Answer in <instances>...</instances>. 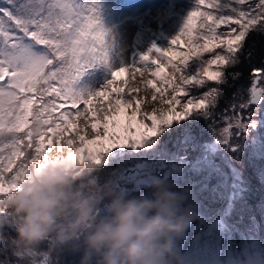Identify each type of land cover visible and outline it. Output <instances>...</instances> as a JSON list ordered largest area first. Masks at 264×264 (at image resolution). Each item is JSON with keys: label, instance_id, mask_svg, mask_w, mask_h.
<instances>
[{"label": "snow or ice", "instance_id": "snow-or-ice-1", "mask_svg": "<svg viewBox=\"0 0 264 264\" xmlns=\"http://www.w3.org/2000/svg\"><path fill=\"white\" fill-rule=\"evenodd\" d=\"M88 11L78 8L77 0H3L0 6V180L5 185L18 184L31 165L49 156L51 140H57L56 147L62 148L66 134L78 138L66 140L72 158L98 162L101 153L128 142L140 144L156 135L162 125L192 112L215 119V109L226 90L241 80V66L252 59L251 35H264V0H196V7L168 48L153 45L138 63L111 71L102 88L87 93L75 89L74 84L85 68L108 63L111 48L105 30L96 23V13L88 15ZM182 38L187 52L172 47ZM158 61L179 74V84L173 83L176 75L169 78L162 74ZM151 68V77L163 81L171 92L143 75L140 82L152 89L153 101L157 94L170 96L164 103L171 107L162 116L155 108L145 113L149 126L144 119H137L145 99L138 98L139 88L128 87L124 98L119 85H129L121 74L132 73L135 82L134 73ZM249 76L248 87L241 84L232 92L233 101L239 97V103L232 102L219 117L217 140L233 151L238 148L233 140L255 126L257 111L248 110L264 105V67H252ZM105 97L114 99V113L101 119L89 105L94 98L103 103ZM133 102L137 110L129 114L126 109ZM175 106L183 111H175ZM108 111L113 112L111 105ZM88 128L95 138H87ZM101 129L103 135L98 134ZM76 143L85 147L73 152ZM16 190L18 187L12 189Z\"/></svg>", "mask_w": 264, "mask_h": 264}, {"label": "trees", "instance_id": "trees-1", "mask_svg": "<svg viewBox=\"0 0 264 264\" xmlns=\"http://www.w3.org/2000/svg\"><path fill=\"white\" fill-rule=\"evenodd\" d=\"M249 45L253 47L252 59L241 66V80L226 90L225 97L215 109V119H207L198 112H192L184 119L162 125L156 135L144 139L140 144L128 142L121 152L113 148V151L103 152L97 163L83 161L72 168L82 171L84 175L83 182H77L80 192L89 191L90 185H97L107 193L117 192V182H120L130 165L140 161L151 162L157 158L167 161L183 159L180 169L156 181L166 183L174 191L184 192L186 206H195L199 213L200 218L193 221L186 234L176 241L184 255L185 264H246L247 260H251L252 264H264V137L257 142V147L254 144L257 140L254 133L264 130V107L248 110L250 113L257 111L254 116L255 126L249 127L250 136L244 139L242 135L233 140L239 149L247 143L241 158L237 157L241 159L239 165L232 159L226 163L228 157L223 159L221 154L225 150L229 151L230 147L217 140L220 113L230 107L232 102L239 103V97L233 101L232 92L241 84L245 87L250 85L249 72L252 67H264V35L253 33ZM38 106L39 101L33 105V109ZM29 119L31 121V117ZM233 168L238 170L237 177L233 175ZM30 170V173L37 171ZM24 180L21 178L18 184L11 185H5L0 180V193H5L0 195V214H3L0 216V234L7 243L13 241L15 233L12 210L7 207L6 201L12 189L19 188ZM156 181L142 183L122 194L127 197L150 196L151 186ZM106 202L107 198L101 205ZM104 211L97 209L98 214ZM8 244L6 248H13L12 251L17 253ZM20 258V263L32 258L34 263L40 259L39 262L44 264H79L80 255L60 251L44 242L30 255ZM0 262L15 264L8 259Z\"/></svg>", "mask_w": 264, "mask_h": 264}, {"label": "clouds", "instance_id": "clouds-1", "mask_svg": "<svg viewBox=\"0 0 264 264\" xmlns=\"http://www.w3.org/2000/svg\"><path fill=\"white\" fill-rule=\"evenodd\" d=\"M57 155L31 172L6 201L18 255L26 257L48 242L79 254V264H185L176 241L200 216L195 206H186L184 192L156 181L150 196L106 193L97 185L82 193L77 187L82 171L57 162ZM105 198V211L98 214Z\"/></svg>", "mask_w": 264, "mask_h": 264}, {"label": "rangeland", "instance_id": "rangeland-1", "mask_svg": "<svg viewBox=\"0 0 264 264\" xmlns=\"http://www.w3.org/2000/svg\"><path fill=\"white\" fill-rule=\"evenodd\" d=\"M0 6H3V0H0ZM77 7L89 10L88 15L92 12L96 13L98 17L96 23L99 24L103 30H105L108 36V42L111 46L108 63H95L91 67L85 68V70L81 73L79 80L74 84L75 89L92 93L98 91L107 83V81L111 78V71L116 70L121 66L138 63L140 56L147 53L149 49L153 48V45L160 49L168 48L172 39L175 38V36L182 30L187 16L196 7V0H77ZM148 17H150V19ZM172 47L182 52L189 51L183 42V38L180 44ZM153 56L155 57V54H153ZM158 62L161 65L162 74L167 75L169 78L176 75L177 79L173 81V83L179 84V74H175L171 66L167 65L166 62ZM153 70L154 68H151L148 72L134 73L135 82H132V73L129 72L121 74L129 80V85H119V87L123 89L124 98H127L128 96V87H138V98H145L139 107L137 119H144L145 113L152 111L153 108L156 109L158 116H162L164 113H167L171 107L170 105L164 103L165 99H170V96L167 94L164 96L157 94V99L153 101L151 99L153 94L152 89L149 88L146 83L140 82L141 75H143L145 79L156 80L158 87L167 88V91L171 92V88L166 86L163 81H160L155 77H151L150 72ZM182 102L186 101L182 98ZM109 105L113 107V112L108 111ZM89 107L94 108L96 114L102 119L104 115H112L114 113V99L105 97L104 102L101 103L94 98ZM263 107L264 105H260L259 108ZM136 110L135 102H133L132 107L126 109L129 114ZM175 111L181 112L183 111V108L175 106ZM144 123L149 126L151 125V121L147 119H144ZM80 127L83 128L84 125L81 124ZM249 133L250 130L248 129V131L243 135L244 139L250 136ZM98 134L103 135L102 129L99 130ZM95 135L96 134L91 131V128L87 129L88 139L95 138ZM254 135L255 138H257L254 143L257 147V142H260V140L264 137V130H258L254 133ZM67 139L77 140L78 138L66 134L62 137V141L65 142L62 148L56 147L57 140H51L49 143L52 144V147L48 149L49 156H45V158L40 160L37 164L31 165L27 171V175L30 173V169H38L52 163L53 161L51 156L56 154H58L56 156L57 162L63 161V163L69 165L71 168L77 167L83 161L95 162L88 158L80 161H76L72 158V154L68 153L66 145ZM124 145H117L113 148H115V151H120ZM244 145L241 146V149L238 148L236 151L231 150V148L229 151H223L221 157H223V159L228 157L226 161L227 164L230 159H232L236 165H239V163H241V159L239 158H241V154L244 151ZM216 146L211 149H214ZM82 147L85 146L80 145L79 143L74 144L73 152H75L77 148ZM113 148L110 150L113 151ZM233 154H236L234 158L232 157ZM238 156L239 158H237ZM131 158L132 156L129 157V159ZM100 159L101 158L99 156V160ZM183 163V159H179L177 161H167L157 158L151 162L140 161L134 165H130L127 170H125L126 175L121 177L120 182H117V192L122 194L126 191L132 190L133 188L139 187L140 184H142V179L153 182L159 180L160 178L167 177L172 171L180 169ZM232 172L234 176H238V170L233 168ZM2 183L4 184L3 181ZM86 192H88V190L82 191V193ZM101 209H104V204L98 207V210ZM0 216H3V214H0ZM8 243H10L9 247H14L12 241L9 240ZM8 243L0 234V260L8 259L13 261L15 264H35L32 259L34 257L33 254L30 260L20 263L19 260H21V255L12 251L13 248H6V246L9 245ZM39 261L40 259L37 260L38 264L43 263H40ZM0 264L3 263L0 262ZM246 264H252V261L247 260Z\"/></svg>", "mask_w": 264, "mask_h": 264}, {"label": "water", "instance_id": "water-1", "mask_svg": "<svg viewBox=\"0 0 264 264\" xmlns=\"http://www.w3.org/2000/svg\"><path fill=\"white\" fill-rule=\"evenodd\" d=\"M125 175H126V172H125ZM142 183H144V184H148L149 181L142 179ZM35 264H36V263H35ZM42 264H44V263H42Z\"/></svg>", "mask_w": 264, "mask_h": 264}, {"label": "bare ground", "instance_id": "bare-ground-1", "mask_svg": "<svg viewBox=\"0 0 264 264\" xmlns=\"http://www.w3.org/2000/svg\"><path fill=\"white\" fill-rule=\"evenodd\" d=\"M150 19V17H148ZM173 25V24H172Z\"/></svg>", "mask_w": 264, "mask_h": 264}]
</instances>
